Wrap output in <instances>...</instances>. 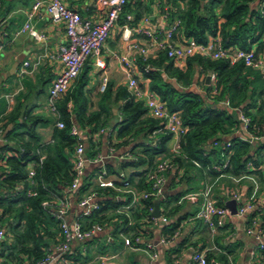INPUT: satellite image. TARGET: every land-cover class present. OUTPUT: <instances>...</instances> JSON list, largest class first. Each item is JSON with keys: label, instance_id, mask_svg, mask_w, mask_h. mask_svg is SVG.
Wrapping results in <instances>:
<instances>
[{"label": "crops", "instance_id": "0c3cea01", "mask_svg": "<svg viewBox=\"0 0 264 264\" xmlns=\"http://www.w3.org/2000/svg\"><path fill=\"white\" fill-rule=\"evenodd\" d=\"M37 0H1L0 8V45L4 47L0 53V121L10 115L19 105L21 110L29 112L32 116H41L43 121L36 125L40 136L39 146L44 149L51 144L58 129V122L64 121L57 108L53 110L49 100L50 88L63 69L59 58L60 48L68 43L65 24L51 20L44 7L32 20L34 27L46 35L44 41H38L27 32L17 34L27 20V14ZM65 4L93 22H101L106 11L100 0H63ZM253 7L258 6L253 4ZM168 5L157 2L152 12L137 24L131 25L133 16L125 15V21H118L117 26L111 31L104 46L94 53L86 62L75 84L81 79L85 84L84 92L89 111L94 112L101 108L102 96L108 89L111 95L105 101V106L112 114L108 124L95 131L91 128L82 129L73 114V102L68 103L71 122L76 125L86 142L88 151L100 152L108 155L106 166L111 168V178L116 182L114 188L98 190L99 194L94 200L101 206V222L104 229L101 232L83 240L74 241L71 250L65 255L63 264H197L193 261V254L201 251L211 253V264H260L264 260V182L253 172L254 168L241 176H232L227 173L213 175L210 170L194 167L174 168L167 173L164 187V197L160 201L161 216L167 217L164 222L160 217L146 225L143 241L140 244L133 241L136 224L134 213L142 209V189L137 187L139 176L135 174L148 169L147 164L128 165L132 160L124 159L129 153L138 157L146 148L155 146L166 132L152 131L144 128L137 134L125 137L119 136V130L124 115L122 105L125 100L117 99L120 87L128 90L131 78H136L139 84L150 89V80L145 77L141 57L151 56L157 58L163 50L158 46V41L165 38L168 30L176 22L168 17ZM128 15L132 18L128 19ZM124 19V18H122ZM125 26L132 27V42L145 47L147 55H142L136 48H130L131 41L123 37ZM142 30H150L153 37H149ZM7 32L8 35H4ZM175 37V36H174ZM176 43H183L178 36ZM25 55L23 61L21 56ZM127 55L131 66L124 68L120 56ZM194 57V56H193ZM28 61L30 66L26 73H21L22 64ZM175 66L187 70L188 59L175 61ZM195 73L190 89L201 94L206 93V85H214L207 76L210 69L197 62L193 63ZM214 73V72H213ZM107 78V90L101 91L100 87ZM176 82L175 78H167ZM182 88L183 85L179 84ZM227 104V103H225ZM147 108V107H146ZM148 110V109H147ZM147 117H152L148 111ZM240 116V113H239ZM65 122V121H64ZM139 129V128H137ZM249 136L242 126L236 129L233 135L224 138L230 141L232 137L243 139ZM181 136L171 134L167 146L171 153H179ZM214 147V146H213ZM209 149V147L207 146ZM71 158L72 151H66ZM161 158L159 157L158 161ZM157 161V162H158ZM251 163V162H250ZM198 166V165H197ZM34 165L31 164L30 168ZM200 167V166H199ZM249 167V166H248ZM264 169V165H263ZM97 165L87 164L85 176L96 174ZM119 172L125 173V179L117 177ZM98 180L92 181L91 188L99 189ZM241 194L240 199L235 194ZM172 197V198H171ZM212 197L218 204H225L228 200L236 201L237 214H232L220 225L217 219L213 224L200 218V211L206 199ZM167 200L162 204V200ZM81 199V198H80ZM79 199V200H80ZM78 197H71V208L66 215V220L72 223L82 216L85 209L79 205ZM180 208L171 214L172 208ZM245 207L244 212L240 208ZM177 226L172 232V228ZM148 244L152 246L148 248ZM56 244H52L54 248ZM154 253L157 256H154ZM56 260L48 264H58L62 255L54 252ZM1 261V260H0ZM1 264V263H0Z\"/></svg>", "mask_w": 264, "mask_h": 264}, {"label": "trees", "instance_id": "16d2710c", "mask_svg": "<svg viewBox=\"0 0 264 264\" xmlns=\"http://www.w3.org/2000/svg\"><path fill=\"white\" fill-rule=\"evenodd\" d=\"M157 2L169 6L167 14L173 23L181 21L174 36L182 41L193 38L207 43L212 38L220 37L225 49L249 50L256 47V51L264 55L262 3L253 7L254 0H129L119 20L123 23L125 15L129 13L133 16L131 25L137 24L152 12ZM194 62L212 70L216 76L214 85H206L205 95L190 89L195 73ZM140 63L145 77L150 80V90L166 102L170 112H180L187 127V132L181 136L178 154L171 153L167 146L171 138L168 133L155 146L146 148L138 160L125 164L148 165L147 170L135 174L139 176L137 187L142 192L151 190L147 174L154 169L160 156L172 158L179 167L208 169L213 175L227 173L241 176L250 171L248 164L251 162L254 168L252 173L264 182V74L246 66L242 60L232 64L230 58L213 60L202 55L189 58L188 68L184 71L175 66L165 51H161L157 58L143 56ZM146 66H149L148 71L145 70ZM167 78H175L177 83ZM85 83L79 79L57 100L56 107L66 126L58 129L54 141L44 149L39 146L40 136L36 129V125L43 121L41 116L25 113L19 105L0 121V220L8 227L6 239L0 243L1 264H38L47 258L51 245L58 244L62 239L61 220L53 205L67 193L75 178V170L66 151H73L77 143V137L71 134L74 124L68 103L72 101L74 104L72 111L76 123L82 129L91 128L90 132L105 127L112 114L105 106V101L111 95L109 89L103 93L101 108L89 111ZM179 84L189 87L182 88ZM128 97V90L120 87L117 99L125 102L122 105L124 118L119 136L135 135L144 128L150 131L158 129L160 121L146 116L148 110L144 103ZM239 113L250 118L248 131L259 139L250 143L232 137L230 148L225 150L232 152L229 166L223 171H214L212 165L220 160L222 151V145L216 147L214 143L223 142L224 138L233 135L234 130L240 129L242 122ZM207 146L209 149H206ZM38 151L45 155L42 164H37ZM87 154L92 157L96 152L90 149ZM31 164L36 170L33 185L29 180ZM108 169L112 170L110 167ZM94 175L84 176L73 192L78 200L90 190ZM31 188L36 195L28 196ZM170 199L164 198L162 204ZM156 200L153 196L142 199V209L134 213L136 224L132 228L135 231L133 241L137 236H143L146 225L153 222L150 207H154ZM44 201H50L52 205L44 206ZM179 208L180 205L175 206L170 213L174 214ZM103 210L95 211L92 218L102 221L105 216H101L100 212ZM176 228L174 226L172 232ZM212 257L213 254H206L208 264H211Z\"/></svg>", "mask_w": 264, "mask_h": 264}, {"label": "built area", "instance_id": "2783aa9c", "mask_svg": "<svg viewBox=\"0 0 264 264\" xmlns=\"http://www.w3.org/2000/svg\"><path fill=\"white\" fill-rule=\"evenodd\" d=\"M128 2L129 0H100L101 6L106 11V16L101 22H93L90 19L84 18L79 11L69 8L63 0H37L33 4L32 9L27 14L26 22L17 34L27 32L36 40L44 41L46 35L39 32L32 24L35 15L39 12L41 7H44L52 21L63 22L65 24L66 35L68 37V43L61 46L59 52V58L63 64V69L54 80L49 92V100L53 110H57V100L72 88L87 60L104 46L109 34L117 26L120 16L124 12V8ZM261 3L264 5V0H254L253 4L260 5ZM1 5L2 3L0 0V8ZM131 18L132 16L128 15V19ZM180 23L181 21L177 20L168 30L165 38L157 43L160 49L167 53L169 59L183 61L196 55H202L213 60L230 58L232 64L236 61L242 60L246 66L264 74V55L258 53L255 48L249 50L225 49L220 37L212 38L207 43L198 42L193 38L187 39L183 43H176L174 41V34ZM138 30L142 31L149 37H153L150 30H142L140 28ZM4 35H8L7 32H4ZM132 35V27L125 26L123 31L124 39L131 41ZM3 47L4 45L1 44L0 53ZM133 47L138 49L142 55H147L148 50L145 47L132 42L130 48ZM120 60L123 62L124 68L126 70L129 69L131 62L128 56H120ZM29 66L30 63L25 61L20 68V72L26 73ZM145 70L148 71L149 66H146ZM215 79L216 76L212 73L211 80L215 81ZM107 84L108 81L107 78H105L100 87L102 92L106 90ZM128 92L129 99L142 101L151 115L160 121L158 132H166L176 136H183L187 132V127L183 123L180 112H170L167 108L166 102L155 92L143 88L136 78L130 79L128 83ZM240 120L242 122V128L249 133V136L244 137L243 140L254 143L259 137L248 131L250 118L243 113H240ZM65 126L64 121L58 122L59 128H64ZM1 132L2 130L0 129V133ZM71 134L77 137V143L75 144L71 155V162L75 170V178L67 193L56 201V205H53L55 213L61 220L62 239L54 246V248L49 249L47 258L38 264H48L55 261L57 257L53 255L54 252L62 255V259H59L57 262H59L58 264H63L66 260L65 255L71 250L74 241H83L104 229V224L92 218V214L95 211L100 210L101 206L94 201L99 194L98 189H92L91 187L90 190L79 200V205L85 209L82 216L72 223H69L66 220V215L71 208V197L85 176L87 164L90 163L97 165L96 174L92 179L93 181L96 179L98 180L99 188H114L116 186V182L111 178L110 171L105 164L108 155H104L98 151L95 156H88L86 142L76 125L72 126ZM220 145H222L220 160L212 165V170L214 171H223L230 163L232 152H225V150L230 148L231 142L226 140L223 142L216 141L214 143V146L216 147H220ZM38 153L39 159L37 164H42L45 155L40 151H38ZM124 159L136 161L138 160V156L134 153H129ZM195 163L200 166L198 162ZM174 166L175 162L172 158H161L155 165L154 169L148 172L147 177L148 181L151 183V190L142 192L141 198L148 199L153 196L156 199H162L165 195L164 187L167 173L172 170ZM248 166L252 167L253 164L249 163ZM35 175L36 170L30 168L29 180L31 185L34 184ZM117 177L120 180H124L125 173L119 172ZM19 189L20 188H17V190ZM34 195H36V191L32 188L29 189L28 196ZM240 196L241 194L239 193L235 194L236 199H240ZM43 204L44 206L52 205L50 201H44ZM153 210L154 207H150L151 213ZM244 211L245 207L240 208V212ZM230 214L231 212L225 204H218L212 197H208L204 207L200 211V218L210 224H213L214 219H217L218 223L222 225ZM152 217L153 221L157 220L153 215ZM161 219L164 222L168 221L167 217L161 216ZM7 233L8 227L2 224L0 220V243L6 239ZM142 237L143 236L140 235L137 236L135 238V243L140 244L143 241ZM148 248L151 249L152 246L148 244ZM262 248H264V246H262ZM154 256H157V254L154 253ZM193 261L197 264H208L206 254L201 251L193 254ZM101 264L106 263L102 262ZM260 264H264V260H262Z\"/></svg>", "mask_w": 264, "mask_h": 264}, {"label": "water", "instance_id": "95a60500", "mask_svg": "<svg viewBox=\"0 0 264 264\" xmlns=\"http://www.w3.org/2000/svg\"><path fill=\"white\" fill-rule=\"evenodd\" d=\"M213 71L210 70L209 73H208V76H207V83L210 84V78H211V75H212ZM208 149V148H206ZM160 201H155L154 203V210L152 212V215L154 217H160L161 216V210H160ZM226 205L230 208L232 214H237V207H236V201L234 199H231V200H228Z\"/></svg>", "mask_w": 264, "mask_h": 264}, {"label": "rangeland", "instance_id": "374dc122", "mask_svg": "<svg viewBox=\"0 0 264 264\" xmlns=\"http://www.w3.org/2000/svg\"><path fill=\"white\" fill-rule=\"evenodd\" d=\"M255 48H256V47H255ZM24 58H26L25 55L21 56L20 60L23 61Z\"/></svg>", "mask_w": 264, "mask_h": 264}]
</instances>
